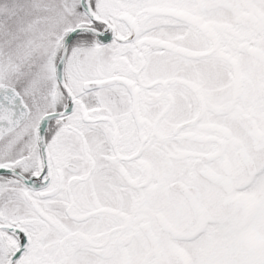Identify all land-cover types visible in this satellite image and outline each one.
I'll return each instance as SVG.
<instances>
[{"label": "snow or ice", "instance_id": "6c2138e0", "mask_svg": "<svg viewBox=\"0 0 264 264\" xmlns=\"http://www.w3.org/2000/svg\"><path fill=\"white\" fill-rule=\"evenodd\" d=\"M0 264H264V0H0Z\"/></svg>", "mask_w": 264, "mask_h": 264}]
</instances>
